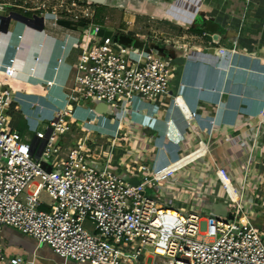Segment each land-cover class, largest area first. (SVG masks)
I'll return each mask as SVG.
<instances>
[{"label":"built area","instance_id":"2783aa9c","mask_svg":"<svg viewBox=\"0 0 264 264\" xmlns=\"http://www.w3.org/2000/svg\"><path fill=\"white\" fill-rule=\"evenodd\" d=\"M77 3L83 5L74 0H44L46 7L40 13V8L35 9L39 16L29 17L39 19L42 27L50 19L52 25L59 20L82 22L86 29L78 43V56L69 67L63 107L43 127L39 123L28 127L34 134L33 144L20 141L7 127L15 99L7 81L17 72L13 58L1 67L0 225L79 264H144L145 260L156 264H264V232L236 205L238 196L222 167L216 176L228 200L230 219L172 207L147 193L192 163L199 151L203 156L204 146L153 168L148 180L135 185L110 172L107 165L87 164L81 151L61 156L58 142L68 132L67 119L75 107L103 103L113 114L122 115L135 100L152 102L168 96L174 76L170 60L150 47L151 43L162 47L159 42L138 39L141 46L134 49L111 36H99L102 27L92 23L93 13L80 11ZM8 13L0 8V16ZM38 61L35 56L33 62ZM61 61L57 59V65ZM172 101L186 123L197 116L179 97ZM85 222L93 224L92 232L83 228ZM0 264L24 262L20 257H6L0 244Z\"/></svg>","mask_w":264,"mask_h":264},{"label":"crops","instance_id":"0c3cea01","mask_svg":"<svg viewBox=\"0 0 264 264\" xmlns=\"http://www.w3.org/2000/svg\"><path fill=\"white\" fill-rule=\"evenodd\" d=\"M74 1L93 13L92 23L101 25L104 32H109L106 24L94 22L97 11L108 21L113 18L111 23L118 22L113 33L159 42L161 54L174 66V76L168 96L152 102L135 100L122 115L109 113L103 104L87 105L92 112L87 106L75 107L69 122L103 130L104 134L118 131L121 139L116 141L121 145L136 140L141 147L148 143L145 163L151 169L169 164L200 145L212 155V144L218 142L219 156L236 159L240 168V176H229L232 187L245 189V176L253 174L258 163L264 165V121L258 117L264 110V0ZM84 30L50 25L37 31L11 20L0 26V72L12 58L17 72L7 81L15 98L7 127L20 141L16 127L25 130L26 125L39 123L40 128L41 121L51 119L63 107L69 67L78 56ZM15 46L19 51H14ZM35 56L38 63L33 62ZM57 59L62 60L58 65ZM2 76L0 73V81H4ZM174 97L197 116L186 123L172 101ZM25 143H35L34 134ZM248 157L250 163H246ZM190 164L166 179L155 198L172 207L179 204L182 192L194 181L188 176ZM109 171L130 178L124 171ZM263 184L252 182L258 189ZM188 211L200 213L203 209ZM0 244L6 257H20L24 264H79L58 257L48 245L8 226L0 225ZM156 263L145 260L144 264Z\"/></svg>","mask_w":264,"mask_h":264},{"label":"rangeland","instance_id":"374dc122","mask_svg":"<svg viewBox=\"0 0 264 264\" xmlns=\"http://www.w3.org/2000/svg\"><path fill=\"white\" fill-rule=\"evenodd\" d=\"M76 5L79 6L80 11L88 13L86 6L79 3ZM13 6H19L20 8ZM43 7H46L44 0H0V8L5 12H9L12 8H15L19 9L21 12L23 10L26 11V14L39 16ZM37 8H40L39 13L35 10ZM94 18L95 23L97 22L102 25L106 24L105 31L113 33L118 30V22L111 23V21H114L113 18L108 21L102 11H97V13L94 14ZM91 21H93V19ZM50 25L56 26V24L52 25L51 20L48 19L45 20L43 27H48ZM107 25L109 27H107ZM47 30L49 29L47 28ZM172 46L173 45L170 47ZM71 117H73V115L67 119V125H71L68 126V132L61 136L58 142L61 156L63 155V157H65L66 155L71 154L74 150L81 151L84 154L87 164L97 166L107 165L111 170L118 169L119 171H124L126 176L137 181L149 179L152 169L148 167L147 163H145L147 159L146 152L149 150L147 147L148 143L145 145L146 147H141L139 145L140 141L136 140L134 143L130 142L129 144L124 142L121 145L119 141H116L121 139L118 131L109 134L102 133L103 130L93 131L91 126L85 127V125L77 123L73 125L74 121L71 120L69 122ZM258 117L260 120L264 121V110L259 113ZM74 120L77 121V117H74ZM47 121L44 120L40 123L41 125H46ZM13 123L14 119L10 122L11 126ZM15 132L23 142H29L33 136V133L28 129L27 125L25 130H21V126L20 128L19 126L16 127ZM107 137L110 139L104 140ZM212 148H214L215 151H213L211 155V153L206 150V146L202 147L205 154L193 160L190 164L191 169L189 167L187 168L190 180L193 178L194 181L191 183L187 191L182 192L180 199L178 200L179 204L175 207L184 209H203L200 213H205L204 211L210 210L205 207L206 205L211 206L223 203L228 205L224 188L221 186L216 176V170L221 166L225 169L228 176L232 175L237 178L240 176V168L236 165V159H225L219 156L217 150L218 142L213 143ZM251 160L250 157L246 158V163H250ZM245 177L247 179L245 189H235L233 187L238 196L236 205H240L242 211L247 214L249 221L264 232V184L261 185L260 189H258L259 187L256 188L252 185V182H264V165L262 164L260 167V163H258L255 166L253 174L248 173ZM164 182H160L155 188H149L147 190L148 194L152 197L157 196L156 192L160 187H164ZM42 200L44 204H46V200L43 196ZM226 205L224 206L226 207ZM214 210L215 209L211 208L210 211L212 214L214 213ZM83 228L88 232H92L93 224L85 222Z\"/></svg>","mask_w":264,"mask_h":264},{"label":"water","instance_id":"95a60500","mask_svg":"<svg viewBox=\"0 0 264 264\" xmlns=\"http://www.w3.org/2000/svg\"><path fill=\"white\" fill-rule=\"evenodd\" d=\"M7 20L15 21L17 23L23 24L26 27L37 30V31H41V29H42V25H41L39 19L28 18V17H25L24 15H20V14L14 13V12H9L7 17L0 16V26L2 27ZM56 25L59 27H62L64 29L73 30V31L78 30V29H82L84 27V24L82 22H78V23L74 24V23H71L69 21H64V20L57 21ZM98 35L103 36V37H110L111 36L113 38V40L118 42L119 44L127 46V47H132L134 49H138L141 46V43L139 42V40L137 38L126 35V34H122V33L112 34L110 32H104V31L100 30ZM150 47L157 50L161 54V50H160L161 47H159L158 45L151 43ZM162 56L165 57L166 55H162ZM97 104H103V103H97ZM107 110L109 113L111 112L108 108H107ZM121 179L123 181L131 184V185L137 184V181L134 179H130V178L129 179L121 178ZM211 208L215 209L213 214L210 213L211 215L221 217V218H223V217H227L228 219L231 218V216L229 214H227L226 207L223 206L222 204L211 205V207H209V209L211 210ZM210 210H209V212H211Z\"/></svg>","mask_w":264,"mask_h":264},{"label":"trees","instance_id":"16d2710c","mask_svg":"<svg viewBox=\"0 0 264 264\" xmlns=\"http://www.w3.org/2000/svg\"><path fill=\"white\" fill-rule=\"evenodd\" d=\"M9 12H14V13H17V14H20L22 15L23 13L19 10V9H15V8H12ZM25 17H31V14H24Z\"/></svg>","mask_w":264,"mask_h":264},{"label":"bare ground","instance_id":"6f19581e","mask_svg":"<svg viewBox=\"0 0 264 264\" xmlns=\"http://www.w3.org/2000/svg\"><path fill=\"white\" fill-rule=\"evenodd\" d=\"M201 153H202V152H201V151H199V152H198V155H200ZM198 155L192 156V158L196 159V158H199V157H201V156H202V154H201V156H198ZM194 159H192V160H194ZM232 197H233V198H235V196H234V195H232Z\"/></svg>","mask_w":264,"mask_h":264}]
</instances>
